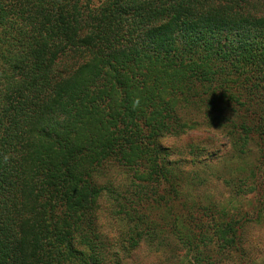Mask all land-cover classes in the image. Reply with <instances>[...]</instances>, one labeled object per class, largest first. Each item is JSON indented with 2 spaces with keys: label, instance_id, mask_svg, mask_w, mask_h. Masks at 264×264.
<instances>
[{
  "label": "trees",
  "instance_id": "1",
  "mask_svg": "<svg viewBox=\"0 0 264 264\" xmlns=\"http://www.w3.org/2000/svg\"><path fill=\"white\" fill-rule=\"evenodd\" d=\"M85 1L0 0V264L253 258L198 190L209 149L264 152V0Z\"/></svg>",
  "mask_w": 264,
  "mask_h": 264
},
{
  "label": "rangeland",
  "instance_id": "2",
  "mask_svg": "<svg viewBox=\"0 0 264 264\" xmlns=\"http://www.w3.org/2000/svg\"><path fill=\"white\" fill-rule=\"evenodd\" d=\"M102 1L104 0H91V3L94 7L98 6ZM82 3L84 5L88 4L85 0ZM194 135L202 138L205 134L197 133ZM175 140L171 141V143L175 147H181L182 145L175 143ZM223 143H225V140L217 142V145L220 146L222 144L223 146L225 145ZM221 148L220 153L209 149L211 152L210 156L204 159V162L209 164L211 169L207 167L205 170L206 174L201 171V168L205 167L204 163H201V166L198 167V170L204 174L203 176L208 178L204 188H199L198 193L202 196L204 202H213L218 210L220 209L224 220L230 219L231 216L236 221L240 220L241 223H239L241 225H237L241 231L239 238L244 237V241L249 243L250 246L256 245L259 248L258 253L253 258L237 254L236 256L234 255V259L229 260L226 264H264V157L262 156L264 152L252 145L247 146L246 149H239L232 143ZM260 157L262 158L260 160L262 163L258 161ZM187 158L190 157L187 156ZM213 172H216L215 175H212ZM218 174L221 176H218ZM210 175L213 177L209 178ZM187 201L193 202L194 199L189 197V195L183 198V203L181 202L174 207L177 215L183 214L187 210H193L192 204ZM170 210L167 206L158 204L144 207V212L148 214L152 222L159 223H163L165 220H173V215L175 216V214L173 213L172 215ZM196 212L202 214L200 210ZM193 214L198 218L195 212ZM180 224L182 223L180 222ZM243 229H245V232H242ZM151 242L154 243L153 241ZM149 248V245L144 244L133 255V259L137 264L155 263L157 255ZM218 255H214L217 260L220 259V257H217ZM181 256H184V252ZM168 261L167 264L177 263V258H170Z\"/></svg>",
  "mask_w": 264,
  "mask_h": 264
}]
</instances>
